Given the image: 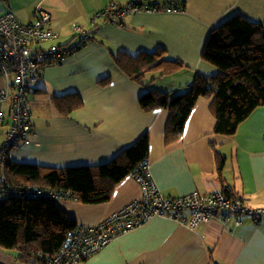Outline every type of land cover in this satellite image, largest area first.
Returning a JSON list of instances; mask_svg holds the SVG:
<instances>
[{
    "label": "crops",
    "instance_id": "0c3cea01",
    "mask_svg": "<svg viewBox=\"0 0 264 264\" xmlns=\"http://www.w3.org/2000/svg\"><path fill=\"white\" fill-rule=\"evenodd\" d=\"M129 1L0 0V16L10 12L21 23H31L39 6L50 15L48 27L54 37L43 43V48L71 49L82 35H89L86 44L58 64L46 66L31 83L27 93L31 142L6 150L5 160L58 169L98 166L113 160L147 133L151 180L164 196L176 198L192 192L221 191L210 147L213 142L226 158L222 172L226 187L233 189L249 207L263 208L264 107L255 109L233 137H219L212 135L215 122L210 100L199 98L181 140L165 147L168 112L140 109L138 99L145 89L117 69L111 54L123 51L136 55L164 49L186 68L158 80L155 86L181 92L195 73H217L201 59L211 30L234 15L264 23V0H151L159 7L179 3L184 10L129 14L119 25L95 19L111 2ZM105 78L110 82L101 86L100 81ZM4 83L0 79V88ZM69 94H78L83 106L68 117H61L51 98ZM2 137L0 131V142ZM141 197V186L129 176L116 186L107 203H56L79 227H95L109 214ZM0 264L18 263L14 253L0 250ZM79 264H264V220L254 223L248 216H231L224 222L217 216L190 229L176 220L155 217Z\"/></svg>",
    "mask_w": 264,
    "mask_h": 264
},
{
    "label": "trees",
    "instance_id": "16d2710c",
    "mask_svg": "<svg viewBox=\"0 0 264 264\" xmlns=\"http://www.w3.org/2000/svg\"><path fill=\"white\" fill-rule=\"evenodd\" d=\"M111 56L123 75L145 89L138 99L143 112H168L163 136L165 147H172L181 140L199 98L210 100V113L215 122L212 135L219 137H233L255 109L264 107V23H253L234 15L215 26L204 43L201 59L217 73H195L181 92L164 91L155 86L158 80L186 68L164 49L136 55L120 51ZM149 76L152 78L148 80ZM109 82L110 79L105 78L100 85L106 86ZM51 101L61 117H68L83 106L78 94L53 96ZM210 147L221 192L225 197L240 198L226 187L222 175L226 158L221 148L213 142ZM148 155L149 136L145 133L113 160L98 166L58 169L6 159L0 163V188L17 190L20 194L15 197L0 194V250L14 253L18 264H47L46 258L56 256L79 228L56 200L28 196L27 188L70 192L72 201L78 204H104L110 201L121 181L133 177ZM241 200L245 202L242 197ZM217 216L226 222L221 215ZM231 216L245 215L227 214V220ZM262 220L264 218L252 222Z\"/></svg>",
    "mask_w": 264,
    "mask_h": 264
},
{
    "label": "built area",
    "instance_id": "2783aa9c",
    "mask_svg": "<svg viewBox=\"0 0 264 264\" xmlns=\"http://www.w3.org/2000/svg\"><path fill=\"white\" fill-rule=\"evenodd\" d=\"M149 1L131 0L126 4L111 2L95 15V19L119 25L129 14L177 13L184 10L179 3L159 7ZM49 23L50 15L40 6L34 12L33 21L28 24L19 22L10 12L0 16V79L5 81L0 88V131L4 136L0 142V163L5 162L3 153L6 150L31 142L32 119L27 100L31 83L41 76L46 66L58 64L89 40V35L84 34L71 49L57 46L43 48L42 44L54 37ZM133 178L142 188V198L114 212L93 228L79 227L56 256L46 258L47 264H79L87 261L117 237L155 217L176 220L190 229L207 223L217 214L225 221L227 214L245 215L253 221L264 218V208H251L241 197H225L221 191L211 195L192 192L176 198L166 197L152 182L147 160L135 171ZM0 194L15 197L20 192L0 188ZM25 194L56 201L72 200L70 192L48 188L29 187ZM236 225H240L238 220Z\"/></svg>",
    "mask_w": 264,
    "mask_h": 264
},
{
    "label": "rangeland",
    "instance_id": "374dc122",
    "mask_svg": "<svg viewBox=\"0 0 264 264\" xmlns=\"http://www.w3.org/2000/svg\"><path fill=\"white\" fill-rule=\"evenodd\" d=\"M150 2H151V0L149 1V3H150ZM150 4H151V3H150ZM154 6H155V5H154ZM158 13H159V12H158ZM171 57H172V56H171ZM172 58H173V57H172ZM150 78H151V77L149 76L148 80H149ZM2 140H3V137H2V139H1V141H2ZM141 198H142V197H141ZM71 201H72V200H71ZM133 202H134V201H133ZM129 204H130V203H129ZM115 212H116V211H115ZM113 213H114V212H113ZM113 213L109 214L106 218H108V217H109L110 215H112ZM106 218H105V219H106ZM105 219H104V220H105ZM104 220H103V221H104ZM103 221H102V222H103ZM147 223H148V222H147ZM147 223H145V224H147ZM99 224H100V223H99ZM145 224H144V225H145ZM142 226H143V225H142ZM88 228H93V227H88Z\"/></svg>",
    "mask_w": 264,
    "mask_h": 264
}]
</instances>
